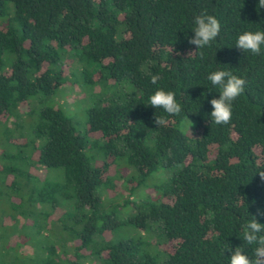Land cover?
Instances as JSON below:
<instances>
[{
    "label": "trees",
    "instance_id": "trees-1",
    "mask_svg": "<svg viewBox=\"0 0 264 264\" xmlns=\"http://www.w3.org/2000/svg\"><path fill=\"white\" fill-rule=\"evenodd\" d=\"M202 13L221 31L199 50L189 39ZM4 16L0 120L16 136L0 154L10 191L0 264H230L236 247L253 256L243 231L253 216L264 224V45L255 56L236 41L264 31L259 0H0ZM73 64L139 94L96 99L80 134L42 105ZM218 69L247 80L229 124L211 120ZM159 88L176 93L180 115L149 105Z\"/></svg>",
    "mask_w": 264,
    "mask_h": 264
},
{
    "label": "clouds",
    "instance_id": "clouds-1",
    "mask_svg": "<svg viewBox=\"0 0 264 264\" xmlns=\"http://www.w3.org/2000/svg\"><path fill=\"white\" fill-rule=\"evenodd\" d=\"M259 8H264V0H259ZM195 25L193 30L195 35L189 39V43L198 46L199 50L211 47L221 31L220 21L214 15L202 13L195 17ZM262 45H264V31L260 30L245 31L236 41V48L245 53L251 52L255 56L261 55ZM194 53L196 52L190 53L189 56ZM200 57L204 58L203 52H200ZM158 80V76L152 77L153 84H156ZM208 80L220 89L219 98H213L210 101L213 108L212 123L229 124L233 115V103L245 92L247 80L227 69L213 71L209 74ZM149 105L155 109H163L168 116H178L182 112V106L176 99V93L163 88H159L150 96ZM167 123L166 116L155 115L154 124L157 127L166 126ZM259 175L264 179V171H260ZM243 240L248 245H257L253 256L246 254L244 248L236 247L230 257V264H264V224L258 222L255 216L244 227ZM225 250L231 251L232 249L227 247Z\"/></svg>",
    "mask_w": 264,
    "mask_h": 264
},
{
    "label": "rangeland",
    "instance_id": "rangeland-1",
    "mask_svg": "<svg viewBox=\"0 0 264 264\" xmlns=\"http://www.w3.org/2000/svg\"><path fill=\"white\" fill-rule=\"evenodd\" d=\"M7 8L8 9L11 8V5L8 4ZM6 19L7 16L0 18V27L5 26V24L7 23ZM4 60L6 61V57H4ZM84 69L87 72H89V74H92L90 76V80L89 79L85 80V82L83 78ZM84 69H82V67L79 68L78 64H73L72 67L69 68L67 67V69L66 66L65 67L62 66L61 71H64L65 74L64 82H62L61 86L53 95L42 98L43 106L45 105V106L61 109L64 112V114L70 119L75 130L80 134H83L86 129V122H87L86 111L89 109V107L94 105L96 99L101 98V96L111 95L114 91L118 92L117 95H120L121 97L123 93H126V95L130 94L131 96H137L139 94V92L136 89H134L129 84V82H127V80H123L121 84L114 85V83L110 80L105 81L99 79V77L97 78L95 74L98 72V69L96 68L95 65L87 66V67L85 66ZM184 123L182 124L181 127L183 131L185 130ZM15 136L16 135L14 133V127L12 126L11 121L0 120V154L2 152V149L3 150L5 149L8 140L9 139L13 140ZM10 181L11 178L6 179V182H10ZM7 184L8 183H4L2 180H0V229L8 225L5 217H3L4 215L3 213H6L7 211L10 210V203L8 200L6 201V197L10 193V191L9 190L7 191L5 188ZM120 184L121 183H119V185ZM153 194H150L148 190L147 191L140 190L136 194L137 196L136 198H145L147 195L154 196ZM123 196L126 197L127 192L124 191ZM104 197L110 198L108 197V194L106 192H104ZM132 229L134 228H131L129 226H122L119 231L121 232L122 235H124V234L132 233L133 231ZM0 247H1V243H0ZM168 247L170 248L171 245ZM21 251H23L24 254L27 256L33 254V250L29 246L22 247ZM6 260L9 261L10 259L6 257ZM87 264H96V263L95 262L91 263L89 260Z\"/></svg>",
    "mask_w": 264,
    "mask_h": 264
}]
</instances>
